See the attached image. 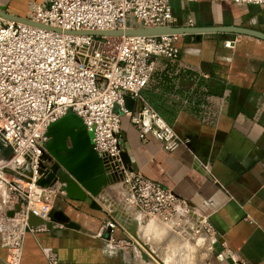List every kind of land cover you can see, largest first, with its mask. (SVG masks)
I'll use <instances>...</instances> for the list:
<instances>
[{"label": "crops", "instance_id": "0c3cea01", "mask_svg": "<svg viewBox=\"0 0 264 264\" xmlns=\"http://www.w3.org/2000/svg\"><path fill=\"white\" fill-rule=\"evenodd\" d=\"M168 1L170 26L264 34V6ZM22 6L21 0H0V9L13 15L23 17ZM176 45L177 58H159L141 94L187 144L166 151L152 136L140 138L125 115L121 157L133 172L183 200L198 223L211 226L212 235L204 234L210 264H264V40L215 32L180 35ZM99 196L128 220L141 217L119 183ZM57 204L79 228L26 233L18 264H118L120 245L110 243L119 238V226L110 234L104 228L116 218L110 210L91 208L90 198ZM7 256L0 246V264H9Z\"/></svg>", "mask_w": 264, "mask_h": 264}, {"label": "built area", "instance_id": "2783aa9c", "mask_svg": "<svg viewBox=\"0 0 264 264\" xmlns=\"http://www.w3.org/2000/svg\"><path fill=\"white\" fill-rule=\"evenodd\" d=\"M229 1L264 6V0ZM23 17L60 32L0 18V246L8 252L9 264H18L26 233L60 226L51 212L61 210L59 201L70 199L45 144L47 127L68 112L91 133L94 152L119 176L129 205L162 225L177 226L185 218L190 222L183 200L128 170L120 159V118L125 115L140 138L148 134L166 151L187 144L141 94L157 60L177 58L180 35L110 38L64 33L170 26L169 1L34 0ZM30 216L42 223L31 225ZM198 225L194 232L212 235L209 224ZM117 226L115 219L104 223L110 233Z\"/></svg>", "mask_w": 264, "mask_h": 264}, {"label": "water", "instance_id": "95a60500", "mask_svg": "<svg viewBox=\"0 0 264 264\" xmlns=\"http://www.w3.org/2000/svg\"><path fill=\"white\" fill-rule=\"evenodd\" d=\"M0 18L7 21L20 22L31 26L51 29L60 32L58 28H51L40 23L28 20L0 9ZM215 32H232L236 34L251 35L264 40V34L236 27H173V26H150V27H127L124 29L95 30V31H65L67 34L91 35L96 37H131V36H159V35H188ZM127 100L125 103L127 104ZM49 137L45 149L55 160L53 170H57L56 177L63 184L66 197L74 201H84L90 198V207L100 210L101 207L94 198L101 192L102 185H110L118 182L119 176L111 172V165L100 158L93 150L91 133L88 132L81 119L74 113L68 112L55 122L51 123L46 130ZM120 153V159L125 164ZM53 177V176H52ZM53 178L52 181H55ZM44 182H40L43 184ZM51 217L57 225L67 229H78V225L71 221L62 210H53ZM29 223L37 225L42 223L38 218L30 216ZM47 223V227H51ZM108 234L110 230L107 229Z\"/></svg>", "mask_w": 264, "mask_h": 264}, {"label": "rangeland", "instance_id": "374dc122", "mask_svg": "<svg viewBox=\"0 0 264 264\" xmlns=\"http://www.w3.org/2000/svg\"><path fill=\"white\" fill-rule=\"evenodd\" d=\"M21 1L23 9L19 13L24 16L34 0ZM116 183L102 185V190ZM100 194L94 198L95 202L106 207L117 218L119 238L110 244L120 245L116 249L118 264H210L211 255L205 243L206 237L200 229L194 232V228H199L197 221L201 219L190 214V222L185 218L177 226H162V223L150 220L139 210L141 217L135 222L119 213L117 206L112 207L104 202Z\"/></svg>", "mask_w": 264, "mask_h": 264}, {"label": "bare ground", "instance_id": "6f19581e", "mask_svg": "<svg viewBox=\"0 0 264 264\" xmlns=\"http://www.w3.org/2000/svg\"><path fill=\"white\" fill-rule=\"evenodd\" d=\"M200 232H201V231H200ZM168 233H169V232H168ZM168 233H167V234H168Z\"/></svg>", "mask_w": 264, "mask_h": 264}]
</instances>
